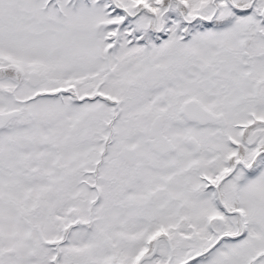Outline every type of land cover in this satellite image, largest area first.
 Here are the masks:
<instances>
[{
    "label": "snow or ice",
    "instance_id": "6c2138e0",
    "mask_svg": "<svg viewBox=\"0 0 264 264\" xmlns=\"http://www.w3.org/2000/svg\"><path fill=\"white\" fill-rule=\"evenodd\" d=\"M0 264H264V0H0Z\"/></svg>",
    "mask_w": 264,
    "mask_h": 264
}]
</instances>
